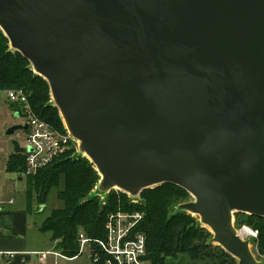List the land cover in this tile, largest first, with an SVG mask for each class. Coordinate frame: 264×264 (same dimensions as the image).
Instances as JSON below:
<instances>
[{"label":"water","instance_id":"1","mask_svg":"<svg viewBox=\"0 0 264 264\" xmlns=\"http://www.w3.org/2000/svg\"><path fill=\"white\" fill-rule=\"evenodd\" d=\"M0 29L48 82L98 196L179 186L178 211L236 264H264L234 218L264 217V0H0Z\"/></svg>","mask_w":264,"mask_h":264},{"label":"trees","instance_id":"2","mask_svg":"<svg viewBox=\"0 0 264 264\" xmlns=\"http://www.w3.org/2000/svg\"><path fill=\"white\" fill-rule=\"evenodd\" d=\"M8 42L0 29V89H24L35 113L57 130L64 131L48 82L30 68V62L19 52L7 50ZM74 153V149L70 150L41 168L36 175L27 177L30 186L26 192L30 207L33 199L40 204L39 208L45 205L41 212L38 209V214H42L51 191L58 189L62 206L52 210L37 225L41 232L49 234L54 251L69 257H75L80 250V232L93 239L104 238L109 213L130 204L127 193L119 190L111 191L106 203L92 196L100 181L99 172L88 157ZM9 163L10 170L24 174L26 161L23 153H13ZM189 196L185 189L166 183L144 190L142 203L130 205V209L144 213L142 229L147 237L148 263L166 264L167 258L187 254L189 264H236L233 256L211 241V232L196 217L186 211L171 210L173 205L179 206ZM243 214L235 213L237 225L247 223L259 230L258 255L264 257V222L257 223L264 218L248 214L244 218ZM250 216L257 222L253 218L248 220Z\"/></svg>","mask_w":264,"mask_h":264},{"label":"built area","instance_id":"3","mask_svg":"<svg viewBox=\"0 0 264 264\" xmlns=\"http://www.w3.org/2000/svg\"><path fill=\"white\" fill-rule=\"evenodd\" d=\"M3 95L7 97V103L14 110L15 116L24 117V125L27 130H21L20 145L24 148L26 177L36 175L39 170L57 158L68 154L72 149L75 155L80 153L79 141L66 129L57 130L49 122L41 119L32 108L29 96L22 88L0 89V103ZM128 207L119 208L109 213L105 225V237L93 239L80 232L78 242L80 250L75 257H69L57 251L38 252L37 257L46 262V256L54 253L63 258H76L85 251L89 252L90 264H149L147 255V237L142 229L144 213L136 209H130L132 204H141L142 198L131 196ZM237 228V227H236ZM239 234L250 241L257 240L259 231L249 226L242 225ZM246 231L244 235L243 232ZM247 240V239H246ZM258 250V244L256 245ZM16 252L0 251V260L12 261Z\"/></svg>","mask_w":264,"mask_h":264},{"label":"rangeland","instance_id":"4","mask_svg":"<svg viewBox=\"0 0 264 264\" xmlns=\"http://www.w3.org/2000/svg\"><path fill=\"white\" fill-rule=\"evenodd\" d=\"M7 50H11L13 52H16L12 49L10 42H8ZM30 68H32L31 65H30ZM51 98H52V96H51ZM6 100H7V97L5 95H3V99L0 103V153H1V158H0V199L8 202L10 199L13 198L15 200V204L12 206L20 207V206H23L24 204L27 205L26 203L23 202V199L25 198V195H26L24 190L26 189V181H27V185L30 186V184L28 183V179L26 180L25 178H23V180H20V178L23 176L20 175L19 171L10 170L9 160L11 159V156L14 153V148H13L11 141L13 138L20 139L21 136H20V134L17 133L16 135H14V137H7L3 134V132L8 127H10L11 125H13V124H24L25 121H24L23 116H20V117L15 116L14 110L10 107V105L7 103ZM52 102H53V99H52ZM62 121H63L64 127L66 129V125H65L63 118H62ZM83 156H85V155H83ZM96 187L93 190L92 196L98 198V200L100 202L106 203L107 196L110 193L106 194L105 196H98L95 193ZM189 195L190 196L183 199V201L181 203L193 200V196L190 193H189ZM39 205L37 204L36 200L33 199V203L31 205V207L28 208V206H27V208L29 209V210H27L29 219L32 221V223H31L32 227L34 230L36 229V234H37V235L35 234V236H32V234H30V237H31V239L33 238L35 240L34 243H36L37 246L44 245V246H46L45 249H47L49 251H54V245H53V243H51L49 234L43 233V232L40 233L37 226L36 227L33 226V220H35L36 222H42L47 216L50 215L52 210L62 206V202L58 198V189H54L51 191L49 198H48V201H47L46 210L42 214H38ZM177 208H178V204L173 205L171 207V210L175 211ZM246 215L247 214H243V217L246 218L247 216H249V214L247 216ZM193 216L196 217L198 219V221L201 223L199 216H195V215H193ZM234 218H235V226L238 227L235 214H234ZM248 218H249L248 220H251L253 217L250 216ZM254 218H253V221L257 222L256 218L255 219ZM263 222L264 221L262 219L261 221H258L257 223L263 224ZM243 225H246V226H249L255 230H258L257 228H255L254 226H252L250 224L244 223ZM240 227L241 226H239L238 229ZM205 228H207L211 232V235L213 237L212 231L208 227H205ZM246 239L250 240L249 238H246ZM257 241H258V239L257 240L251 239V241H250L251 246H252L253 252L257 256L258 260H261L262 262H264V257H259V255H258V250L256 247ZM215 245H217V244H215ZM184 256L185 255H179L178 257L167 258L166 264H183L184 258L186 257V256L185 257ZM46 260H47V262H46L47 264H90V258H89V252L88 251H85L82 255L77 257V259H75V260H65V259L55 255L54 253H49L46 256ZM30 264H43V263H41L39 258H38V260H35V261L31 262Z\"/></svg>","mask_w":264,"mask_h":264},{"label":"crops","instance_id":"5","mask_svg":"<svg viewBox=\"0 0 264 264\" xmlns=\"http://www.w3.org/2000/svg\"><path fill=\"white\" fill-rule=\"evenodd\" d=\"M20 180L27 177L24 174H20ZM27 181H26V189L25 194L27 192ZM23 202L27 205H23L20 207L12 206L15 204V200L12 198L8 202L5 200L0 199V251H11L16 252V256L12 261H4L3 259L0 260V264H30L31 262L38 260L37 254L38 252H45L49 251L46 246H37L35 240L30 237L35 236L36 229L34 230L32 227V221L29 219L28 216V199L27 195L23 199ZM28 206V208H27ZM40 210V208L38 207ZM38 222L33 220V226L38 228ZM39 230V228H38ZM40 233H42L39 230ZM37 235V234H36ZM39 235V234H38ZM185 255L183 264H189L190 259L187 254ZM60 257V256H59ZM63 258V257H61ZM65 260H75L76 258H63ZM40 260V259H39ZM41 263H43L40 260ZM47 262V260H46ZM43 264H47V263Z\"/></svg>","mask_w":264,"mask_h":264},{"label":"bare ground","instance_id":"6","mask_svg":"<svg viewBox=\"0 0 264 264\" xmlns=\"http://www.w3.org/2000/svg\"><path fill=\"white\" fill-rule=\"evenodd\" d=\"M243 234L245 235L246 234V231H244Z\"/></svg>","mask_w":264,"mask_h":264},{"label":"flooded vegetation","instance_id":"7","mask_svg":"<svg viewBox=\"0 0 264 264\" xmlns=\"http://www.w3.org/2000/svg\"><path fill=\"white\" fill-rule=\"evenodd\" d=\"M19 133V132H18Z\"/></svg>","mask_w":264,"mask_h":264}]
</instances>
